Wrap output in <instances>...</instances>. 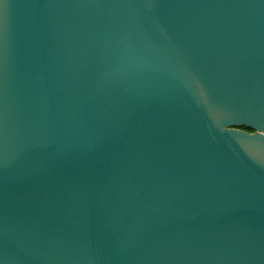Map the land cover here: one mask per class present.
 Listing matches in <instances>:
<instances>
[{"label":"water","instance_id":"1","mask_svg":"<svg viewBox=\"0 0 264 264\" xmlns=\"http://www.w3.org/2000/svg\"><path fill=\"white\" fill-rule=\"evenodd\" d=\"M0 264H264V0H0Z\"/></svg>","mask_w":264,"mask_h":264}]
</instances>
